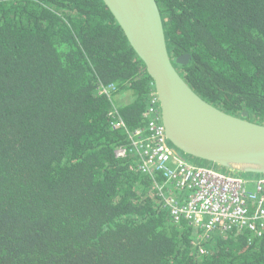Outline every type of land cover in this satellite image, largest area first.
<instances>
[{"label":"trees","instance_id":"trees-1","mask_svg":"<svg viewBox=\"0 0 264 264\" xmlns=\"http://www.w3.org/2000/svg\"><path fill=\"white\" fill-rule=\"evenodd\" d=\"M157 1L195 91L264 123V0ZM145 67L103 0H0V264H264V232L204 241L139 169Z\"/></svg>","mask_w":264,"mask_h":264},{"label":"water","instance_id":"water-1","mask_svg":"<svg viewBox=\"0 0 264 264\" xmlns=\"http://www.w3.org/2000/svg\"><path fill=\"white\" fill-rule=\"evenodd\" d=\"M155 83L168 139L178 151L221 167L264 175V123L202 97L177 67L157 0H103Z\"/></svg>","mask_w":264,"mask_h":264},{"label":"built area","instance_id":"built-area-1","mask_svg":"<svg viewBox=\"0 0 264 264\" xmlns=\"http://www.w3.org/2000/svg\"><path fill=\"white\" fill-rule=\"evenodd\" d=\"M101 87V92L107 94L115 89L114 84ZM150 100L145 113L149 121L145 128L133 133V145L140 157L142 173L153 175L161 171L165 174L167 189L158 184L157 187L173 218L180 220L184 216L202 227V239H216L217 233L224 235L243 229L250 230L254 237H261L264 232V175L243 177L190 162L174 149L164 134L155 90L151 91ZM125 153L124 148L117 151L118 155ZM184 191L187 195H183Z\"/></svg>","mask_w":264,"mask_h":264},{"label":"rangeland","instance_id":"rangeland-1","mask_svg":"<svg viewBox=\"0 0 264 264\" xmlns=\"http://www.w3.org/2000/svg\"><path fill=\"white\" fill-rule=\"evenodd\" d=\"M179 153L181 155H183L185 158H187L190 162H192V163H194L196 165L214 167L215 169H217L219 171H223L225 173H233V174H236V175H241L243 177H251L252 178V177H258L259 176V174H252V173L241 172V171H236V170L224 168V167L219 166L216 163H212L210 161L203 160V159H200V158H197V157L189 156V155H187L186 153H184L182 151H179Z\"/></svg>","mask_w":264,"mask_h":264},{"label":"bare ground","instance_id":"bare-ground-1","mask_svg":"<svg viewBox=\"0 0 264 264\" xmlns=\"http://www.w3.org/2000/svg\"><path fill=\"white\" fill-rule=\"evenodd\" d=\"M164 17V16H163ZM164 22H165V18H164ZM165 29H166V26H165ZM153 83H154V80H153ZM154 87H155V83H154ZM155 89H156V87H155ZM154 89V90H155ZM151 104V101H150V103H149V105ZM149 107V106H148ZM161 123H162V127H163V129H164V134H165V136L167 137V133H166V126H165V124H164V121H163V113H162V108H161ZM239 116H241V115H239ZM172 143V142H171ZM173 145V144H172ZM173 147H174V149L177 151V152H179L177 149H176V147L173 145ZM221 172H223V171H221ZM193 223V222H192ZM193 224H195V223H193ZM196 225V224H195ZM215 236H217V235H215ZM204 238V237H203ZM213 238H208V239H204V241H211ZM201 249H205V246H203V245H201V247H200ZM200 249V250H201Z\"/></svg>","mask_w":264,"mask_h":264}]
</instances>
